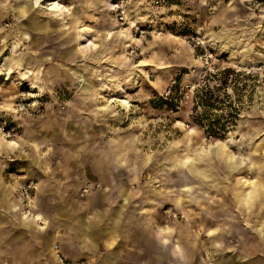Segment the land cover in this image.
Instances as JSON below:
<instances>
[{"label":"rangeland","instance_id":"obj_1","mask_svg":"<svg viewBox=\"0 0 264 264\" xmlns=\"http://www.w3.org/2000/svg\"><path fill=\"white\" fill-rule=\"evenodd\" d=\"M0 162L21 212L126 193L158 264H264V0H0Z\"/></svg>","mask_w":264,"mask_h":264},{"label":"crops","instance_id":"obj_2","mask_svg":"<svg viewBox=\"0 0 264 264\" xmlns=\"http://www.w3.org/2000/svg\"><path fill=\"white\" fill-rule=\"evenodd\" d=\"M10 143L20 145L18 141ZM8 174L19 175L15 170L7 172L4 163L0 162V197H5L7 192L5 184ZM39 184L41 183H36L37 190ZM64 186H67L66 182L62 185L63 189ZM76 189L74 186L73 190H68L70 192L67 195H62L67 201L60 204L61 206L57 204L56 195L48 194L46 190L36 192L37 197L50 199L48 201L52 206L47 207H60L55 214L46 210L47 207L43 209L54 224L49 229L51 231H48L51 238L37 236V227H46L39 224L45 222L41 212H36L33 216L26 215L23 210V213L18 210L21 209L18 202L8 204L5 198L0 199V263L61 264L57 261L53 249L56 243H59L66 257V264H76L79 261L86 264L159 263V252L151 254L149 244L136 237L124 225L127 223L125 212H120L128 202L126 193L122 194V202H116L112 200L109 191L95 190L86 198H80L76 195ZM52 199L54 201H51ZM253 230L256 232V238L264 241L261 229L255 227ZM162 243L166 252V244L164 241ZM164 259L168 260L166 253ZM222 264L251 262L246 256H240L238 260L234 258V261L227 258Z\"/></svg>","mask_w":264,"mask_h":264},{"label":"built area","instance_id":"obj_3","mask_svg":"<svg viewBox=\"0 0 264 264\" xmlns=\"http://www.w3.org/2000/svg\"><path fill=\"white\" fill-rule=\"evenodd\" d=\"M155 3L159 6H163L165 4V0H155ZM115 8L117 11H120V17L121 19H124V10L122 8L123 5H120L119 3L115 4ZM208 59V56L206 57ZM18 106L20 108V110H24L27 108V103L26 102H20L18 103ZM12 134L10 133V131H8V136L10 137ZM92 184H89L87 186H85L83 188V192L87 193L90 191V188L92 187ZM35 185L32 183H26L23 184L21 186L20 189V196H21V200H22V206H23V212L26 215H30L33 216L34 214V205H33V198H34V190H35ZM54 251L56 252L55 257L57 259V261H59L60 263L66 264V257L65 255L62 253L59 244H55L53 247ZM76 264H86L84 261H79Z\"/></svg>","mask_w":264,"mask_h":264},{"label":"trees","instance_id":"obj_4","mask_svg":"<svg viewBox=\"0 0 264 264\" xmlns=\"http://www.w3.org/2000/svg\"><path fill=\"white\" fill-rule=\"evenodd\" d=\"M177 92H178L177 86H173L171 92L167 96L162 98L165 101V103H163V105L168 106L169 101L173 100V98L175 97V94ZM206 130H207V133L211 136H215L216 138H222L223 137V131L220 128L213 129L211 127V125L208 124Z\"/></svg>","mask_w":264,"mask_h":264},{"label":"bare ground","instance_id":"obj_5","mask_svg":"<svg viewBox=\"0 0 264 264\" xmlns=\"http://www.w3.org/2000/svg\"><path fill=\"white\" fill-rule=\"evenodd\" d=\"M40 1H44V0H40ZM34 2H38V1H34ZM34 2H33V3H34ZM57 2H58V1H57ZM57 2H54L53 4H58L59 2H58V3H57ZM38 5H39V4H38ZM52 8H53V7H49V8H46V9H48V10H52Z\"/></svg>","mask_w":264,"mask_h":264}]
</instances>
